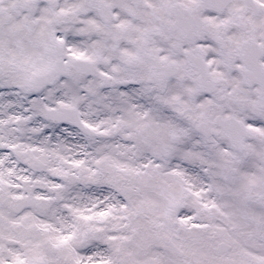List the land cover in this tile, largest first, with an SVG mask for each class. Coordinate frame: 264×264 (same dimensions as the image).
Listing matches in <instances>:
<instances>
[{"label": "snow or ice", "instance_id": "obj_1", "mask_svg": "<svg viewBox=\"0 0 264 264\" xmlns=\"http://www.w3.org/2000/svg\"><path fill=\"white\" fill-rule=\"evenodd\" d=\"M0 264H264V0H0Z\"/></svg>", "mask_w": 264, "mask_h": 264}]
</instances>
